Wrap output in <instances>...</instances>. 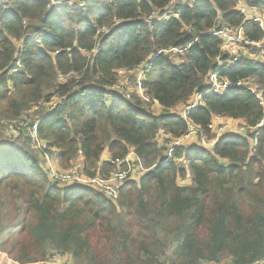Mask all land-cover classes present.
<instances>
[{"label": "trees", "instance_id": "trees-1", "mask_svg": "<svg viewBox=\"0 0 264 264\" xmlns=\"http://www.w3.org/2000/svg\"><path fill=\"white\" fill-rule=\"evenodd\" d=\"M53 1L0 0V128L27 124L14 139L0 137V194L9 190L26 204L14 228L0 227V250L19 264H45L53 253L75 264L263 262L264 126H257L264 65L245 57L229 63L215 34L223 25L240 27L249 41H261L260 27L244 20L238 0H198L176 10L178 18L150 22L144 17L171 0H85L74 7ZM244 1L264 11V0ZM172 49L184 50L181 64L163 53ZM147 62L142 88L151 103L113 89L118 71ZM211 72L232 83L255 80L262 100L239 88L204 94ZM197 91L204 106L189 119L209 139L217 116L244 120L254 131L222 136L212 151L176 147L185 169L164 161L156 137L188 132L170 112ZM34 120L46 151L34 149ZM132 153L150 171L123 184L116 201L91 186L60 187L44 171L48 155L62 169L81 162L86 178L108 179ZM12 230H19L16 242Z\"/></svg>", "mask_w": 264, "mask_h": 264}, {"label": "built area", "instance_id": "built-area-1", "mask_svg": "<svg viewBox=\"0 0 264 264\" xmlns=\"http://www.w3.org/2000/svg\"><path fill=\"white\" fill-rule=\"evenodd\" d=\"M53 1V0H52ZM198 0H171L169 5L162 11L153 13L150 17H144V21L150 22L153 20L163 21V20H170L171 18H178L176 10L181 7L185 6H193ZM55 2V1H53ZM85 0H57L56 4H63L67 7H74V6H83ZM244 17L245 21H251L256 23L260 29L264 32V18L261 13L262 10L251 9L248 7L246 1L238 0L237 1V8H236ZM116 24H119L117 22ZM101 32H107V29L104 28ZM215 34L221 39L222 41V51L229 57V63H235L240 61L243 57L246 59L252 60L254 63H261L264 65V39L261 41H249L244 34L243 28L240 27H231V26H222L220 30L215 31ZM251 48L253 52H248L247 50ZM179 49H172L168 51H164L165 55L176 54ZM97 51V49H96ZM161 54L158 53L155 57ZM149 62L142 64L137 70L134 71H125L121 70L117 72L118 83L113 89L123 94L126 98L130 97L132 94L128 89L127 85H120L119 82V75L122 73H132V77L136 80V93L143 101L146 103H151L150 98L146 95L144 89L142 88V82L145 79V70ZM221 64V63H220ZM17 68L21 69V65H16ZM59 80L62 82L64 81V77L60 76ZM232 88H239L252 91L258 99L262 100V94L260 87L256 84V81L253 79L247 80H240L236 83H232L227 79H222L218 76L216 72H211L206 78L204 89L202 92L210 93L216 96H223L225 95L230 89ZM127 91V94L125 92ZM200 91H197L193 94L190 101L185 105H180L174 110H171L170 114L184 122H186L188 126V132L180 138H173L171 135H168L164 132H160L156 137V142L158 143L159 147L166 148L165 151V162H173L181 168H187V160L185 157H176L175 155V148L176 147H184L186 149H192L190 144H188V140L194 139L197 141V144L193 146V148H200L207 151H212L217 141L220 137L225 135H237V136H247L249 129L253 130L247 126L246 123H242V120H234L231 118L221 117H214L209 129L211 130L212 134L216 137L213 139H209L203 131H201L197 126H195L189 119V115L193 110H196L200 107L204 106V98L203 94ZM261 94V95H260ZM264 107V103H263ZM154 115H158L162 113L161 108L156 104L152 108ZM174 111V112H173ZM217 118V119H216ZM216 119V120H215ZM220 121V122H219ZM228 122L231 126L233 122H239L237 127L238 132L235 129H230V131H224V123ZM220 124V125H219ZM27 126L26 121H14L12 122L6 134L8 135L9 139H14L19 136L20 131ZM264 126V118L258 124V128ZM36 128H37V121L33 122V127L31 129V138L33 140V146L39 147L38 149H45L48 150V146L46 142L38 141V137L36 136ZM253 145H256L257 141L254 140ZM135 157V156H134ZM49 158L48 155L45 157ZM136 160H129L122 161L117 163L115 170L111 173L108 179H102L100 177L89 179L84 176L82 173V165H74L71 169L67 171H59L52 168L47 167V161L45 163L44 171L49 175V178L52 182L57 183L60 187H67V186H91L96 190L101 191L104 193L108 198L116 201L119 197V188L128 182L131 181H139L142 176L147 173V169L143 170L141 164L137 163ZM124 165L127 168H124ZM71 170V171H70ZM144 172V174H143ZM190 181V175L183 180L182 182L186 183ZM263 262L258 264H263ZM45 264H75L71 257L64 256L59 253H53L50 255L49 259Z\"/></svg>", "mask_w": 264, "mask_h": 264}, {"label": "rangeland", "instance_id": "rangeland-1", "mask_svg": "<svg viewBox=\"0 0 264 264\" xmlns=\"http://www.w3.org/2000/svg\"><path fill=\"white\" fill-rule=\"evenodd\" d=\"M262 16L264 18V14H262ZM247 51L248 52H253V50L251 48H249ZM170 58H171L173 63L178 64V65L181 64L183 62V59H184V50L183 49H179L176 54L172 53ZM119 82H120L121 86L122 85H127V89L131 93L136 91V85H135L136 80H135V78L132 77V73H122V74H120L119 75ZM120 93H122V91H120ZM261 94H262V92H261ZM31 115H33V111L27 113V117L28 118ZM217 117L222 119L219 116H217ZM241 122L245 123L244 120H242ZM223 123H224V127H225L224 131H230V129L233 128V129H235V131L238 132L237 127L239 125V122H233L232 124H234V126L228 125V124H231V123H228V122H223ZM6 131L7 130H5V127L2 126V128H0V137H4L5 139H7L8 135L6 134ZM188 144H190V146L193 148V146L197 144V141L194 140V139H191V140H188ZM38 148L39 147L34 146V149L37 150ZM39 150L40 151H46L45 149H39ZM44 157H46V155H44ZM46 161H47V163H46L47 167H49V168H52V169H55V170H59V171H61V170L62 171L69 170V169H62L60 163L55 158H46ZM80 164L82 165L81 162H76L75 163V165H80ZM141 166L143 167V170L146 169V167L143 164H141ZM72 168H74V167H72ZM72 168H70V169L72 170ZM148 171H150V170H148ZM143 174H144V172H143ZM185 184L186 183H184V182L180 183V185H185ZM25 207H26V204H25L24 200H16V199H14L13 192L11 193L9 190H4L3 192H1V194H0V227L14 228L16 226V224H17V220H16L17 212H18L17 210L21 209V208H25ZM12 231H16V230H12ZM18 231L19 230H17L16 232L11 233V235H9V237H11L14 242H16L19 239ZM0 264H19V263L15 262L12 258H10L5 251L0 250Z\"/></svg>", "mask_w": 264, "mask_h": 264}, {"label": "crops", "instance_id": "crops-1", "mask_svg": "<svg viewBox=\"0 0 264 264\" xmlns=\"http://www.w3.org/2000/svg\"><path fill=\"white\" fill-rule=\"evenodd\" d=\"M261 13L264 14V11H261ZM134 156H135V155L132 153V154L128 157V159H129V160H136L137 158H135ZM109 160H110V159H109V155H108L107 153H104L103 156H102V161H103V162H106V161H109ZM222 162L225 163V161H223V160H222Z\"/></svg>", "mask_w": 264, "mask_h": 264}]
</instances>
